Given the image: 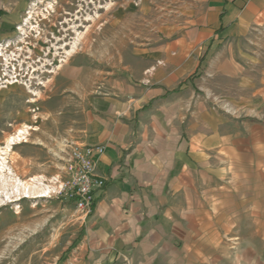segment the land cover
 I'll return each instance as SVG.
<instances>
[{
    "label": "crops",
    "instance_id": "1",
    "mask_svg": "<svg viewBox=\"0 0 264 264\" xmlns=\"http://www.w3.org/2000/svg\"><path fill=\"white\" fill-rule=\"evenodd\" d=\"M193 4L197 20L70 88L73 145L105 146L106 181L72 264H264V0Z\"/></svg>",
    "mask_w": 264,
    "mask_h": 264
},
{
    "label": "rangeland",
    "instance_id": "2",
    "mask_svg": "<svg viewBox=\"0 0 264 264\" xmlns=\"http://www.w3.org/2000/svg\"><path fill=\"white\" fill-rule=\"evenodd\" d=\"M197 17L193 0H0V203L11 195L0 205V264H72L81 220L61 181L83 102L70 88L98 84L136 43Z\"/></svg>",
    "mask_w": 264,
    "mask_h": 264
},
{
    "label": "built area",
    "instance_id": "3",
    "mask_svg": "<svg viewBox=\"0 0 264 264\" xmlns=\"http://www.w3.org/2000/svg\"><path fill=\"white\" fill-rule=\"evenodd\" d=\"M104 151V145H74L64 164L61 193L85 216L93 211L96 192L106 183L97 173L98 157Z\"/></svg>",
    "mask_w": 264,
    "mask_h": 264
},
{
    "label": "bare ground",
    "instance_id": "4",
    "mask_svg": "<svg viewBox=\"0 0 264 264\" xmlns=\"http://www.w3.org/2000/svg\"><path fill=\"white\" fill-rule=\"evenodd\" d=\"M9 58V57H8ZM27 130H26V128H23L22 130H20V132L17 134V139L19 140V139H21V135H22V133L23 132H26ZM14 139V138H13ZM0 168H2L1 167V165H0ZM27 185V184H26ZM41 185V184H40ZM15 187V186H14ZM32 187V186H31ZM30 186H26L25 187V189H24V191H23V195L24 196H28V197H30L31 196V194H32V191H31V188ZM34 188H36V190H34V192L36 191V193L39 195V196H49V193H50V189H49V187H46V186H38V185H35V186H33ZM19 192V191H18ZM20 194V193H19ZM6 198H3L2 199V201H1V203H0V205L1 204H4L5 203V201H6V199L7 200H10L11 199V195H10V193H7L6 195ZM18 196V195H17ZM35 197V196H34Z\"/></svg>",
    "mask_w": 264,
    "mask_h": 264
},
{
    "label": "trees",
    "instance_id": "5",
    "mask_svg": "<svg viewBox=\"0 0 264 264\" xmlns=\"http://www.w3.org/2000/svg\"><path fill=\"white\" fill-rule=\"evenodd\" d=\"M203 60H204V57L201 58V63L197 67V70L190 76L191 79L197 76L198 70L200 69Z\"/></svg>",
    "mask_w": 264,
    "mask_h": 264
}]
</instances>
